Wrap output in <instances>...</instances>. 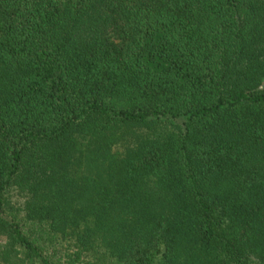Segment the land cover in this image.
<instances>
[{
    "label": "trees",
    "instance_id": "16d2710c",
    "mask_svg": "<svg viewBox=\"0 0 264 264\" xmlns=\"http://www.w3.org/2000/svg\"><path fill=\"white\" fill-rule=\"evenodd\" d=\"M0 264H264V0H0Z\"/></svg>",
    "mask_w": 264,
    "mask_h": 264
}]
</instances>
